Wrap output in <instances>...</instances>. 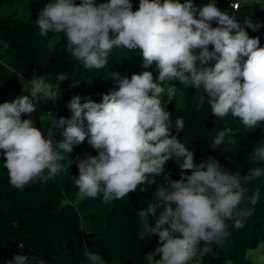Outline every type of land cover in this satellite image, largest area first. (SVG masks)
Listing matches in <instances>:
<instances>
[{"label": "clouds", "instance_id": "1", "mask_svg": "<svg viewBox=\"0 0 264 264\" xmlns=\"http://www.w3.org/2000/svg\"><path fill=\"white\" fill-rule=\"evenodd\" d=\"M249 2L232 0L229 15L215 0L201 6L193 0H139L136 11L132 0H50L36 19L39 35L62 34L72 60L86 69H102L114 48L139 49L144 68L155 62L156 73L146 70L129 79L110 72L105 78L113 79L118 89L103 94L99 103L90 98L81 103L82 97L74 95L67 105L71 117L52 118L61 137L56 140L53 127L45 135L33 119L22 115L31 117L43 98L54 101L68 75L45 73L27 81L19 77L27 94L0 103V150L10 185L23 190L33 182H47L69 173L73 163L79 175L71 179L79 196H102L105 204L138 187L143 191L156 185L153 202L137 212L139 239L158 236L157 247L144 257L147 264H202L205 256L213 255V246L231 242L230 229H243L261 199V186L249 185L264 177V140L249 156L253 167L244 175L225 170L212 156L196 164L194 151L171 131L183 132L184 119L173 123L166 106L174 101L179 84L194 88L192 103L207 101L214 117L231 116L248 130L261 127L264 47L246 28L259 31L262 23L246 16L241 24L235 15ZM213 22L219 26L212 27ZM10 46L0 42V51ZM232 131L225 124L212 139L211 150L237 144ZM85 141L97 155H77L75 160L66 156ZM170 160L178 164L180 179L168 174L166 184L160 183L157 177ZM158 209L162 211L156 216ZM150 217H156L154 226ZM84 255L88 264H105L101 253L87 245ZM251 259L264 264V249L254 250ZM28 262L29 256L20 253L5 264Z\"/></svg>", "mask_w": 264, "mask_h": 264}, {"label": "trees", "instance_id": "2", "mask_svg": "<svg viewBox=\"0 0 264 264\" xmlns=\"http://www.w3.org/2000/svg\"><path fill=\"white\" fill-rule=\"evenodd\" d=\"M7 1L0 0V3ZM102 2L104 0H97V3ZM180 2L183 3L184 0ZM193 2L201 6L209 3L210 0H193ZM215 2L222 11L228 12L229 15L233 14V9L230 7L232 0H215ZM77 3L79 4L80 0H77ZM132 4L133 11L138 10L139 0H132ZM235 15L241 24L246 16H251L253 23L257 21L262 23L259 31L247 28L246 31L250 37H259L260 46L264 47V11L244 5ZM218 26L213 22L212 27ZM53 38L54 35L51 33L48 38L40 37L34 14L24 16L10 12L0 15V42H9L11 45L6 51H0V60L9 59L15 69L21 68L22 61H27L28 66L35 69L36 75L51 73L54 77L57 73H66L69 79L60 84L66 85L75 75L77 61L72 60L71 54L67 51V44L51 45ZM209 47L211 49L212 46ZM134 51L137 53V59L130 60L128 54L114 48L108 63L117 68L136 70L143 66V58L139 49ZM155 67L153 62L151 68L156 70ZM132 75V72L121 74L122 77L129 79ZM106 89L108 92L118 89V84L111 79L107 82ZM91 90L83 83L78 86L63 87L57 93L54 108L41 100L37 112L31 117L22 115V119H33L37 127L43 114L50 111H53V116L57 120L61 117L70 118L71 112L67 105L71 98L80 95L81 103H84L85 98L89 97L83 94ZM194 91V88L184 89L178 84L174 101L166 106V110L172 113L173 123L176 118H183L185 121L183 132L177 133V130L172 128V134L194 151L196 164L212 156L220 161L225 170L232 172L240 170L242 175L246 174L247 169L253 167L249 156L257 143L264 140V123L253 130H248L243 125L237 127L232 131L237 144L225 143L212 151L210 147L212 139L223 129L214 133L204 130L203 124L194 113V109L199 107L192 103ZM21 94L27 92H22L18 84V76L5 74L0 69V103L11 101ZM90 99L99 103L95 99ZM204 104H207V101ZM226 118L234 124L240 122L238 119L233 120L231 116ZM59 138L61 137L57 133L54 140ZM86 143L87 141L79 145L83 146L78 154L81 158L87 155V149L84 147ZM75 158L76 156L71 157L73 160ZM3 164V151L0 150V264H5V261L20 254L21 251L34 257L37 263L43 261V264H88L84 255L85 245L88 250L101 253L105 264H147L144 257L157 247L158 236H149L143 241L139 239L137 233L140 225L137 212L153 202L156 185L145 186L143 192L147 193V197L140 201L125 196L121 200L105 204L102 202V196L95 199L81 197L76 203V208L84 225L81 229L73 231L67 217L70 207L64 202L72 199L77 190L71 179L79 175L75 163L69 167V173H60L44 183L33 182L23 190H17L10 185L7 169ZM168 174L173 180L181 174L176 162L170 160L165 165V173L157 177V180L166 184L164 176ZM257 185L261 186V199L255 206L253 216L249 218L243 229L239 231L230 229L231 242H226L223 246H213L214 250L232 264H254L246 257V252L256 249L264 242V179L260 178L253 182L249 188L252 189ZM160 211L162 209H158L156 216ZM155 219L156 217L149 218V223L153 226Z\"/></svg>", "mask_w": 264, "mask_h": 264}, {"label": "rangeland", "instance_id": "3", "mask_svg": "<svg viewBox=\"0 0 264 264\" xmlns=\"http://www.w3.org/2000/svg\"><path fill=\"white\" fill-rule=\"evenodd\" d=\"M49 2L50 0H8L5 3H0V15H4L10 12H15L19 15H24V16H27L29 14H34L35 18L37 19L39 12ZM74 2L78 4L77 0H74ZM259 7L261 9H264L263 5H260ZM59 43L67 44V41L65 40L62 34H55L50 44L54 45V44H59ZM115 49H120L123 53L128 54L130 60L137 59V53L134 50L130 51V50L123 49V48H115ZM28 64L29 62L22 61L21 68L15 69L12 66L11 61L9 59L0 60V69L5 74L17 75L18 84L20 88H22L19 77H23L24 80L27 81L32 76L36 75L35 69L29 67ZM146 70L152 71L154 74L156 73V70H154L153 68L145 69L144 66H140V68L136 70H132L128 68L123 69V68H117L113 66V64L111 63H108L102 69H99L96 71H90L89 69L84 68L81 62L77 61V69H76L75 75L73 76L72 80L66 85H60L59 89L66 87V86H70V85L78 86L81 83H83L88 88L92 89L89 93H86L83 95L101 102L103 94L108 93L106 87H107V82L111 80V78L106 79L105 76H107L110 72H118L120 74H122L123 72H132L133 74H140ZM57 93L54 99L56 98ZM42 100L46 105H49L52 108L55 107V100L52 101V99H49V98H43ZM194 113H195L196 118L203 124L204 130L208 133H214L218 131L219 129H224L225 124H227V127L232 128V130L236 129L239 126H242L241 122L234 124L231 121H229L227 118H225V120H220L214 117L208 103L195 108ZM52 118H53L52 113L51 114L44 113L37 127L38 128L40 127L41 131L45 135H47L48 129L50 127H53V130H54L53 139H55L57 133L59 132L51 124ZM81 147L83 146H79V145L74 146L73 152L71 154H66V156L68 158L77 156L79 154V150ZM84 147H86L87 149V155L95 156L98 154L96 150L93 149L87 143L84 145ZM180 175L181 174H179L176 177V179H180ZM262 178L264 179V177ZM127 196L132 197L136 201H140L147 197V193L141 191L140 188L138 187V189L135 192L129 193ZM80 198L81 197L78 194V190H76L72 199L66 200L64 202L67 206L70 207L67 217L71 225V229L73 231H76L77 229H81L82 226L84 225V223L80 219V216L76 208V203ZM263 222H264V218H263ZM258 249H264V242H262L256 249L248 250L246 252V257L251 259V255L253 251L258 250ZM21 253L26 254L23 251H21ZM28 256H29L28 264H38L34 257L30 255ZM202 264H232V263L226 257H224L221 253L214 250L213 255L209 254L208 256H205L203 258Z\"/></svg>", "mask_w": 264, "mask_h": 264}, {"label": "crops", "instance_id": "4", "mask_svg": "<svg viewBox=\"0 0 264 264\" xmlns=\"http://www.w3.org/2000/svg\"><path fill=\"white\" fill-rule=\"evenodd\" d=\"M248 5L251 6V7H253V8L260 9L261 11H264V9H261L259 7L260 4H258V0H250V3Z\"/></svg>", "mask_w": 264, "mask_h": 264}, {"label": "built area", "instance_id": "5", "mask_svg": "<svg viewBox=\"0 0 264 264\" xmlns=\"http://www.w3.org/2000/svg\"><path fill=\"white\" fill-rule=\"evenodd\" d=\"M49 113H50V114H51V113L53 114V111H52V112L50 111ZM193 264H195V262H193Z\"/></svg>", "mask_w": 264, "mask_h": 264}]
</instances>
